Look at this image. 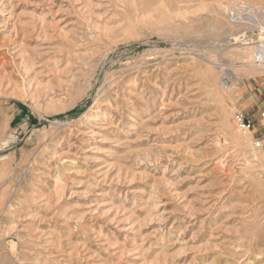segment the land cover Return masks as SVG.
I'll use <instances>...</instances> for the list:
<instances>
[{
    "label": "rangeland",
    "instance_id": "rangeland-1",
    "mask_svg": "<svg viewBox=\"0 0 264 264\" xmlns=\"http://www.w3.org/2000/svg\"><path fill=\"white\" fill-rule=\"evenodd\" d=\"M261 27L264 0H0V264H264L232 120Z\"/></svg>",
    "mask_w": 264,
    "mask_h": 264
},
{
    "label": "bare ground",
    "instance_id": "bare-ground-1",
    "mask_svg": "<svg viewBox=\"0 0 264 264\" xmlns=\"http://www.w3.org/2000/svg\"><path fill=\"white\" fill-rule=\"evenodd\" d=\"M253 30H256V29H253ZM260 30L264 31V27H261ZM259 33H260V31H259ZM259 36H260V39L261 38L264 39V35L260 34ZM252 41H253V38H252ZM257 41H260V40H257ZM245 42L246 41L244 40L243 43L239 44L240 45L239 48L240 47L241 48L240 49L238 48L239 50H243L246 52V58L244 59L245 62H244L243 68H245V67L246 68H252V69L260 70L261 72L262 71L264 72V41L260 45H257V46L245 45L246 44ZM248 44H250V43H248ZM249 141H250L249 136H244L243 138L237 137V136L233 137V142L235 143V145L237 147L242 146L244 144H247V142L249 143Z\"/></svg>",
    "mask_w": 264,
    "mask_h": 264
},
{
    "label": "built area",
    "instance_id": "built-area-1",
    "mask_svg": "<svg viewBox=\"0 0 264 264\" xmlns=\"http://www.w3.org/2000/svg\"><path fill=\"white\" fill-rule=\"evenodd\" d=\"M250 12L252 13V15L254 14V11L250 10ZM252 15L245 14L244 15V16H246L245 21H248V22L253 21V22L257 23L256 18ZM248 22H245V23H248ZM259 118L264 123V110H263V112H261L259 114ZM232 120H233V124L237 130H239L240 132H243V133L247 132V133L251 134L252 142L250 144V147H252V149L254 151L261 150L262 142L260 141V139L258 137H256V131L254 129V124H253L249 114L247 112H234Z\"/></svg>",
    "mask_w": 264,
    "mask_h": 264
},
{
    "label": "crops",
    "instance_id": "crops-1",
    "mask_svg": "<svg viewBox=\"0 0 264 264\" xmlns=\"http://www.w3.org/2000/svg\"><path fill=\"white\" fill-rule=\"evenodd\" d=\"M255 85L257 86V88L254 89V92L249 91L252 104L249 107V111L251 113L248 112L247 113L249 114L254 124L256 137H258L260 141L264 143V123L259 118V114L264 110V82H262L261 85L259 84H255ZM262 96L263 98H260Z\"/></svg>",
    "mask_w": 264,
    "mask_h": 264
}]
</instances>
